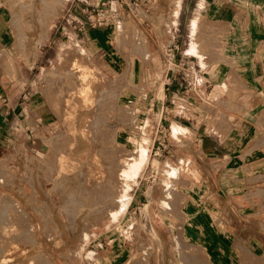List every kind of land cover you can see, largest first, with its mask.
<instances>
[{"label": "rangeland", "instance_id": "374dc122", "mask_svg": "<svg viewBox=\"0 0 264 264\" xmlns=\"http://www.w3.org/2000/svg\"><path fill=\"white\" fill-rule=\"evenodd\" d=\"M1 6L18 46L0 54V91L22 93L21 122L12 114L0 131V264H264V155L244 160L260 158L255 169L221 170L229 156L172 130L177 113L222 138L240 125L228 122L244 113L238 100L264 105L233 77L236 26L219 15L236 0ZM79 73L100 109L74 97ZM246 123L264 146V122Z\"/></svg>", "mask_w": 264, "mask_h": 264}, {"label": "crops", "instance_id": "0c3cea01", "mask_svg": "<svg viewBox=\"0 0 264 264\" xmlns=\"http://www.w3.org/2000/svg\"><path fill=\"white\" fill-rule=\"evenodd\" d=\"M236 3L237 6L232 10L228 7H222V11L219 15L222 19V22H230L232 20L236 26V46L239 53H237V58L235 61L236 63L233 70L235 76L233 77L243 79L249 87L253 88L254 94L256 93L262 96V93L264 92V0H236ZM181 12L182 10L180 11L179 15ZM234 12L238 16L237 19L233 17L235 15ZM4 14V10L1 6L0 54L4 52L6 55L10 56L18 44L17 39L13 37L12 29L8 26V24L1 22ZM193 50H195L194 47ZM35 54L33 56H36ZM2 69L3 67L0 66V72ZM210 77L209 82H211L210 79L213 78V75ZM180 90H177L176 92L181 93ZM21 93V85H17L11 90L5 86L2 87L0 91V131L6 127L7 122L14 121H12V114L16 118L15 122H21V119H19L21 112L17 114V111L20 109L18 97ZM233 93H235V95L238 97L243 94V92L241 93L239 90ZM252 102V108L247 109L245 108L244 101L240 102V100H238L236 106L233 107V110H237L236 112L244 111V113L247 110H264V105L260 102L257 103V99H253ZM258 106H260V109H258ZM174 110L178 112L177 108ZM189 110L193 111L192 106L189 107ZM244 113L242 115L237 113L238 116L236 117V121L228 120V122H240V128L238 126L239 129L236 128L235 130L229 131L227 135L223 136L222 138L216 134V137H212L211 134L204 128L203 124H199L196 120H193V118H186L184 116L182 118V116L177 113L174 114V117L179 116V120H175L174 122L176 123L172 124V127L175 125L179 128H182L183 130L188 131L189 134L195 138V141L205 143L208 146L207 148L210 147V150L213 151L214 154L229 156L225 164L219 167L221 170L227 171L255 169L257 166L259 167L261 164L263 165V162L260 161V158L254 159V161L251 163L245 161L249 160V156L257 158V155H264V146L258 145L257 143V141L262 138L261 133L252 129V127L248 126V123L246 122H264V119L259 118L260 116L258 115L247 116L246 118ZM182 119H186L185 121H187V123H182ZM241 158H243V161H240ZM217 166V164L214 165V168ZM228 185V179L218 180L217 188L221 189H217V192L214 193L215 196L220 193V208L218 209L221 210L222 213L227 212L230 207ZM214 209H216V207ZM201 225L205 230L207 229L206 223L201 222ZM205 234L207 236L209 233L206 232ZM214 251L216 250L212 248L211 254ZM214 262L217 261L214 260Z\"/></svg>", "mask_w": 264, "mask_h": 264}, {"label": "bare ground", "instance_id": "6f19581e", "mask_svg": "<svg viewBox=\"0 0 264 264\" xmlns=\"http://www.w3.org/2000/svg\"><path fill=\"white\" fill-rule=\"evenodd\" d=\"M174 15H176V13H174ZM90 68L93 70V72L99 77V79H103L105 76L99 71V69L97 70L96 67H94L93 65L90 66ZM74 78V77H73ZM89 78H90V75L89 74H85V73H79L78 76H76V80L74 79L73 82L74 85H73V91H74V97H76L77 95L79 94H82L83 95V100L81 101V105H85L84 103L87 101L88 104L90 103H93V104H90V105H94L96 106L95 109H98L99 107V103H95L94 100H93V95L91 94L90 92V88H89ZM101 92V91H100ZM102 93V92H101ZM102 96V95H101ZM100 100V98H99ZM98 100V101H99ZM97 102V101H96ZM100 102V101H99ZM100 109V108H99ZM172 130L174 132V136H178V134L182 133L183 130H181L179 127L177 126H173L172 127ZM184 133V132H183ZM82 142H80L79 146L81 147L83 144V141L82 138H80ZM82 143V144H81ZM141 152H145V149H143ZM143 155V154H142ZM145 155V154H144ZM145 157V156H144ZM144 159V158H143ZM140 161H143V160H140ZM141 166V162H137L134 164L133 166V170H132V173H131V178L134 177V175L136 174V171L137 169H139ZM136 178V177H135ZM171 190V189H170ZM126 201V200H125ZM124 202V201H123ZM122 205V204H121ZM121 212V211H120Z\"/></svg>", "mask_w": 264, "mask_h": 264}, {"label": "built area", "instance_id": "2783aa9c", "mask_svg": "<svg viewBox=\"0 0 264 264\" xmlns=\"http://www.w3.org/2000/svg\"><path fill=\"white\" fill-rule=\"evenodd\" d=\"M102 19H104V18L101 17V16H99L96 22H98L99 24H101L100 22H102Z\"/></svg>", "mask_w": 264, "mask_h": 264}]
</instances>
